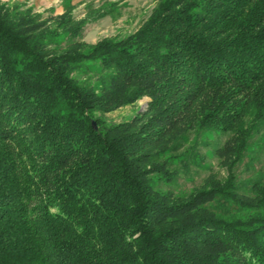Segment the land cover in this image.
<instances>
[{
  "label": "trees",
  "instance_id": "1",
  "mask_svg": "<svg viewBox=\"0 0 264 264\" xmlns=\"http://www.w3.org/2000/svg\"><path fill=\"white\" fill-rule=\"evenodd\" d=\"M87 23L0 0V264H264V183L233 172L264 125V0H162L93 44ZM190 129L231 132L229 177L164 191Z\"/></svg>",
  "mask_w": 264,
  "mask_h": 264
},
{
  "label": "rangeland",
  "instance_id": "2",
  "mask_svg": "<svg viewBox=\"0 0 264 264\" xmlns=\"http://www.w3.org/2000/svg\"><path fill=\"white\" fill-rule=\"evenodd\" d=\"M162 0H98L78 7L67 8L62 13L54 11H36L42 18L57 17L69 12L77 20L86 19L80 39L93 44L103 38L121 37L135 32L150 16L152 10ZM104 10L105 16L99 11ZM98 11V12H97ZM93 67H85L77 76L84 81L94 82L98 75ZM98 70V68H96ZM150 97L143 96L134 104L121 106L105 114L109 123H119L133 118L137 112L148 109ZM94 127L96 122L93 121ZM231 132L217 130H187L182 135L179 149L160 156L170 171L176 174L169 182L154 175L156 185L176 194H188L206 185L211 179L223 181L229 177V169L222 148L230 140ZM233 172L240 185L239 193L253 196L247 186L250 181L264 183V125L253 131L248 147L241 159L233 167Z\"/></svg>",
  "mask_w": 264,
  "mask_h": 264
},
{
  "label": "crops",
  "instance_id": "3",
  "mask_svg": "<svg viewBox=\"0 0 264 264\" xmlns=\"http://www.w3.org/2000/svg\"><path fill=\"white\" fill-rule=\"evenodd\" d=\"M9 3H22L33 7L36 11H54L56 13H62L67 8H74L83 5L88 2L98 0H1Z\"/></svg>",
  "mask_w": 264,
  "mask_h": 264
}]
</instances>
